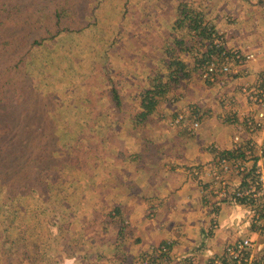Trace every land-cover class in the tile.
Masks as SVG:
<instances>
[{"label":"rangeland","instance_id":"1","mask_svg":"<svg viewBox=\"0 0 264 264\" xmlns=\"http://www.w3.org/2000/svg\"><path fill=\"white\" fill-rule=\"evenodd\" d=\"M19 1L35 26L24 32L29 41L45 39L34 48L27 43L19 52L20 75L29 76L23 83L34 91L29 97L34 108L22 114L21 104L9 112L1 106L6 98L0 100L6 112L0 113V130L11 113L17 120L12 122L10 138L21 140L0 142V264H107L101 256L120 251L124 240L123 252L139 251L140 245L136 247L131 238L139 240L144 232L147 235L146 226L168 221L145 191L155 188L164 172H175L171 160L180 148L193 150V142L204 138L203 124L215 122L233 137L234 146L241 145V159L254 179L264 146L253 139L257 133L245 132L242 115L233 111L240 105L243 86H256L264 74L263 70L256 80L248 79L258 52L244 51L238 33L247 28L258 38L263 30L261 24L246 25L239 16L248 8L247 0ZM189 12L203 21L196 31L187 23L179 25ZM202 28L211 38L199 37ZM176 38L184 44L178 45ZM228 49L255 57L243 63L232 59V72L214 81L205 77L209 62ZM173 56L186 64L183 74H189L180 82L168 77L173 67L169 69L167 62ZM159 77L167 81L169 91L156 96L154 111L142 118L145 90ZM113 88L118 98H113ZM182 111L192 116L177 123ZM195 120L199 126L193 129ZM45 145L49 150L43 159ZM217 152L239 159L235 148L234 154L215 150L214 159ZM260 169L264 175V164ZM192 171L197 175L198 168ZM46 175L50 189L42 180ZM214 187L217 194L211 207L217 212L233 199L228 198L230 193L220 194V184ZM248 202L245 220L256 205ZM218 225V221L209 225L210 237H216ZM188 232L184 227L178 237L191 238L185 236ZM245 237L250 236L238 239ZM253 241L255 252L264 255V239ZM233 243L229 239L219 250L209 246L201 256L204 264ZM156 244L146 247L147 254L135 263L168 264L164 261L173 250L168 244ZM186 248L170 264L192 263L195 251Z\"/></svg>","mask_w":264,"mask_h":264},{"label":"crops","instance_id":"2","mask_svg":"<svg viewBox=\"0 0 264 264\" xmlns=\"http://www.w3.org/2000/svg\"><path fill=\"white\" fill-rule=\"evenodd\" d=\"M247 3L249 4V6L247 5L248 8L244 9V12L241 15L239 14V16L246 25L261 24L262 28L260 32L263 30V33L258 38L257 33L251 29L243 28L238 33L244 51L255 49L258 52L257 60H254L255 62L249 66L250 70L248 73L250 75L248 79L249 81H253L264 70V0H247ZM254 45L256 46L254 47ZM259 54L262 56H259ZM243 82L245 81L243 80ZM239 99L240 105L236 106V113L242 115L243 118L244 114L249 111L250 105L243 95H240ZM183 113L188 117L192 116L190 113H185L184 111L179 114ZM207 123H210L209 120H207ZM213 123H210L211 126L203 124L201 134L204 135V138H198L199 141L197 143L193 142V150L187 147L184 150L182 147L180 151L176 152V155L171 160L176 165L174 166L175 172H164V178L158 181V184L155 186L156 189L150 187L149 191H145V193H149L150 199L148 200L155 206V209L163 211L167 215L168 221L165 222V225L163 222L161 225L154 227L146 226V229H148L146 230L147 235L144 232L142 238L139 240L132 237L131 240L134 241L136 247L137 245L141 247L137 252L134 250L123 252L122 248L125 246L123 244H126V241L124 240L123 244L120 242V251H112L113 253L108 254V256L105 254V256H101V258L106 257L107 264H110L109 261L115 262L114 264H136L135 261L138 256L142 257L144 253L147 254L145 251H147L149 246L157 245L156 243L168 244L173 250V255L168 256V260L164 261L165 263H175V256L187 251L186 247H188V249L195 251L191 261L197 262V264H204L202 257H204L205 251L211 245L216 246V249L219 250L229 239L236 240L242 236L264 239V235L258 233L255 226L251 224V212L248 214L246 220L243 219L246 216L247 210L250 209L247 205L251 204V202L244 203L239 201L234 195L235 193L232 194L231 190L234 189L236 192L240 187H247L252 181L251 174L244 176L235 172L226 174L228 182L227 194L229 195L230 193L228 198L233 199V202L222 203L216 209L217 212H214L213 207H211V201H213L211 199L217 194V190L212 183L213 177L209 164L215 157V150L231 154L236 147L234 146L233 137H227V131L220 129L219 126H216L215 122ZM242 136L246 138L245 133ZM252 137L258 146H264V130H260ZM189 150L190 152H187ZM257 160L261 165L264 164V154L263 156L259 155ZM194 163V167L198 168L199 173L197 175H195L196 171L195 174L192 171L194 167L191 165ZM151 177L152 175L150 174L147 178ZM148 186H152L151 181ZM255 206L252 204L251 211L255 209ZM211 212H214L215 216ZM217 221L219 224L218 230L215 232L217 234L215 238H212L208 235V227L212 222L217 225ZM192 222H194L193 225ZM171 224L175 227L170 226ZM184 227L189 229V232L185 236L191 235V238L178 237L180 230ZM171 229H174V231ZM137 230L140 231V228ZM146 247L148 248L146 249ZM199 258L200 261H198Z\"/></svg>","mask_w":264,"mask_h":264},{"label":"trees","instance_id":"3","mask_svg":"<svg viewBox=\"0 0 264 264\" xmlns=\"http://www.w3.org/2000/svg\"><path fill=\"white\" fill-rule=\"evenodd\" d=\"M24 6L25 4H22L19 0H0V100L4 101V98H6L4 104L1 106L8 107V111L11 112V110H15L18 105L22 104L21 106L24 105L21 110L22 114H26L28 111L34 108L33 102H29L30 94L34 91H32L29 86H24L23 82L26 80L25 78L29 76H24L22 78L20 75V65L18 64V60L20 59L19 52H21V49L27 43H29V47L31 46L34 48V46L36 47L39 44L41 45L43 43L42 41L45 39L43 38L42 41H29L30 38H28L24 32L26 29H35V26H32V19L27 15L26 7L24 8ZM183 12H185V10ZM196 17L199 18V16ZM187 20H189V22H187ZM185 23H187L188 29L191 31H196L200 28L203 21L202 19H193L191 13L189 12L185 13V17L182 20L179 19L180 26H183ZM45 32L48 34L52 33V31L50 32L49 29H47ZM198 35L202 39L209 37L211 38V35L207 33L206 28H202ZM175 41H178V45L184 44V42H182V40L179 38H176ZM214 50L216 49L209 50L207 52L208 55L205 57L206 60H210V55L214 53ZM167 66L169 69L173 67V70L169 73L168 77L175 80L176 82H180V80L189 76L188 72L183 74V69L186 64L174 56L170 62H167ZM162 80V77L157 78V81L159 82L154 84L152 88L145 90V95L142 99V106L145 110L140 113L142 118H146L148 114L154 111L155 106L158 103L156 96L169 91L167 81L162 82ZM23 88L25 92H22ZM111 93L113 98H118L120 95L115 88L111 90ZM22 96H25L24 99H21ZM1 106L0 113H6ZM8 117L11 120L4 127L5 133H3L4 131L0 130V137L4 136V138H0V142L4 141L2 143H6L7 145H9L8 141L20 143V139L14 136L10 138L12 135V122L17 120V117L15 118L11 113L8 115ZM5 136H7L6 140ZM42 148V154L40 156H43V159H45L48 156L47 153L49 149L46 145L42 146ZM232 153L234 154V152ZM237 156H244V152H242V150L237 151ZM42 180L44 181L45 186L50 189L51 184L49 183V175H46L45 178L43 177Z\"/></svg>","mask_w":264,"mask_h":264},{"label":"built area","instance_id":"4","mask_svg":"<svg viewBox=\"0 0 264 264\" xmlns=\"http://www.w3.org/2000/svg\"><path fill=\"white\" fill-rule=\"evenodd\" d=\"M219 57L210 61L204 70V76L210 78L212 81L220 74H230L232 72V59L243 63L255 56L252 53L243 54L240 51L228 49L223 50ZM262 76L261 81L256 86L245 85L241 90L244 99L250 105L249 111L242 118L245 132L248 134L258 133L260 130H264V74ZM233 111L236 113V108ZM186 118V115L179 114L176 118V120H179L177 123L184 122ZM191 126L197 128L199 121H193ZM235 149L237 151L240 150L241 145H236ZM217 153V157L211 162L214 165L210 168L213 177L212 183L213 185L214 183L220 184V194L226 195L228 190L226 174L235 171L236 174H251L252 176V173H250L243 158H229L221 152ZM253 176L254 180L247 187L238 188L235 196L239 201H254L256 203L255 209L251 211V224L255 226L258 233L264 235V200L262 202V198H264V175L260 169V164L256 170H253ZM190 264H197V262L193 261ZM206 264H264V255H258L254 250L253 239L245 237L235 240V243L231 245H227L222 254L209 257Z\"/></svg>","mask_w":264,"mask_h":264}]
</instances>
